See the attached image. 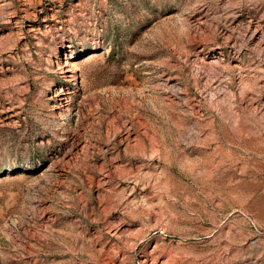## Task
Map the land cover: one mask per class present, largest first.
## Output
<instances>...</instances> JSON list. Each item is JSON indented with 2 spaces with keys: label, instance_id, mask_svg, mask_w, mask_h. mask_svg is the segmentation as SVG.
<instances>
[{
  "label": "rangeland",
  "instance_id": "1",
  "mask_svg": "<svg viewBox=\"0 0 264 264\" xmlns=\"http://www.w3.org/2000/svg\"><path fill=\"white\" fill-rule=\"evenodd\" d=\"M0 264H264V0H0Z\"/></svg>",
  "mask_w": 264,
  "mask_h": 264
}]
</instances>
